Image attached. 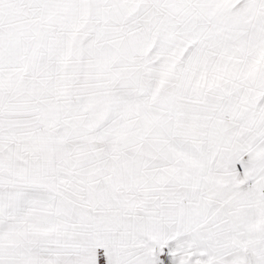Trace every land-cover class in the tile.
<instances>
[{
	"label": "snow or ice",
	"instance_id": "6c2138e0",
	"mask_svg": "<svg viewBox=\"0 0 264 264\" xmlns=\"http://www.w3.org/2000/svg\"><path fill=\"white\" fill-rule=\"evenodd\" d=\"M0 264H264V0H0Z\"/></svg>",
	"mask_w": 264,
	"mask_h": 264
}]
</instances>
